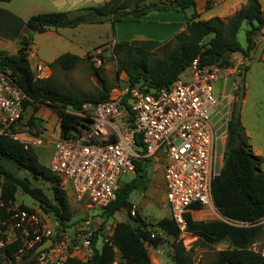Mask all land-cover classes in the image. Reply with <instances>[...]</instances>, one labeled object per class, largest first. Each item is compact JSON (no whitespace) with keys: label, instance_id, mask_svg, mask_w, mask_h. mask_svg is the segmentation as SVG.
Instances as JSON below:
<instances>
[{"label":"trees","instance_id":"1","mask_svg":"<svg viewBox=\"0 0 264 264\" xmlns=\"http://www.w3.org/2000/svg\"><path fill=\"white\" fill-rule=\"evenodd\" d=\"M11 1L0 0V3ZM146 1L112 0L101 7L81 9L84 12L82 14L40 13L27 20L0 7V37L6 40L22 38L15 56L9 57L0 51V70H10L16 84L28 97L24 102V111L28 107L36 111L44 104L53 106L60 120V137L74 138L78 130L74 113L81 111L84 103L97 104L109 100L113 86L102 84L96 94L85 95L64 87L52 76L37 78L29 58L31 35L103 23L98 17L106 14L113 15L111 24L114 25L128 17L140 22L151 12H185L196 8V0H156L149 4ZM131 3L134 4L133 9H130ZM197 18L195 11L191 17H187L185 30L165 42L147 40L115 43L113 54L117 73L124 72L127 84L132 87H147L149 91L167 88L185 73L195 58H199L203 65L232 66L233 54L241 53L247 57L256 45L257 34L260 35L264 30V11L257 0H249L226 20L216 17L203 21ZM243 23L250 26L246 33L247 48H243L238 41V32ZM24 30L28 31V36L23 34ZM83 62L84 58L65 53L48 66L52 70L58 68L69 72ZM32 124L33 121H30ZM18 126L16 129L13 127L11 133L0 135V198L9 204L16 199L18 192H22L38 202L41 209L51 214L64 230L71 229L74 211L67 190L62 187V179L39 160L32 145L13 137L12 134L21 132ZM137 140L140 145V137ZM263 161L262 157L254 154L241 120L236 121L233 113L223 166L212 186L213 199L224 216L249 222L252 226L238 228L221 221L195 220L192 213H187L185 219L192 235L209 245H227L226 249L217 252L212 264H264V257L252 250V246L264 238ZM151 162L154 161L148 158L137 160L133 180L120 186L117 199L99 212L100 216L106 218H111L117 211L128 213L129 220L118 222L115 226L113 246L102 244L98 247L97 241L103 233L100 228L96 232L90 259L86 262L73 261L72 264H113L116 258L114 247L119 251L121 264H153L148 247L150 244L153 247L161 244L159 237L152 233L158 231L174 238V264H191L186 260L188 253L182 244L177 243L180 231L170 216L159 221L152 229L139 214L137 221L131 215L133 204L129 196L137 187L146 163ZM9 163L23 175L17 174L8 166ZM37 182L50 183L51 195ZM194 208L198 210L201 207Z\"/></svg>","mask_w":264,"mask_h":264},{"label":"built area","instance_id":"2","mask_svg":"<svg viewBox=\"0 0 264 264\" xmlns=\"http://www.w3.org/2000/svg\"><path fill=\"white\" fill-rule=\"evenodd\" d=\"M102 50L96 48L90 54L96 67L103 65ZM241 64L233 62L224 68L203 65L195 58L185 71L189 78L181 76L167 88L149 91L125 80L123 86L111 91L109 100L84 103L81 111L74 113L75 137L55 141L49 168L62 179L64 189L68 185L76 204L90 208V217L64 230L49 214L28 210L15 200L6 204L0 198V264L88 261L103 220L99 214L93 216L92 210L100 212L117 199L122 177L135 175L136 161L143 158L165 161V202L181 236L195 237L188 231L185 215L202 210L209 211L213 221L238 228L252 226L224 216L212 191L223 166L233 116L231 89L236 83L231 76L240 72ZM34 72L43 79L51 75V68L38 63ZM27 99L12 72L0 70V135L17 128ZM12 135L20 141L24 136L21 132ZM33 142L41 144L42 140ZM136 210L133 206V217ZM115 226L108 224L102 244L113 246ZM48 240L51 244L40 249ZM114 250L113 264H121L119 251ZM252 250L264 257V242L261 246L257 241Z\"/></svg>","mask_w":264,"mask_h":264},{"label":"rangeland","instance_id":"3","mask_svg":"<svg viewBox=\"0 0 264 264\" xmlns=\"http://www.w3.org/2000/svg\"><path fill=\"white\" fill-rule=\"evenodd\" d=\"M47 0H12L8 3H0V7L8 10L14 14H20L22 19L27 20L29 17L38 12H43L37 9L38 6L45 8L44 2ZM156 0H147L146 4H149ZM134 4L131 3L130 9H133ZM79 11V14L84 12ZM78 14V13H77ZM105 25L103 30L91 33H78L74 39L83 48L82 53L84 56V62L81 63L75 70L66 72L58 68L51 69V75L56 81L62 84L64 87L76 91L77 93L85 95H94L98 89L104 86L111 85L113 89L123 86L125 84L126 76L123 72L117 73V63L113 54V47L111 40L114 37L113 29L111 28V21L103 22ZM250 26L247 23H243L238 32V41L243 48H247L246 33ZM63 36H67L70 30L61 32ZM23 34L28 36V31L24 30ZM260 35L257 34L256 42L259 40ZM21 39L6 40L0 37V51L5 55L11 57L18 53L21 46ZM31 39L35 44L37 51L33 53L30 47V62L32 68L35 71V66L41 62V60L49 61L53 60L59 54L69 52L67 47L56 43V40L48 35L32 34ZM96 48H102L103 50V65L96 67L90 59V54ZM239 63L238 59L234 60V64ZM51 64V63H50ZM240 72L231 76L233 78L236 87L232 90V112L235 111V105L240 97V83L241 74L246 66L245 61H242ZM183 79L189 78V73L182 75ZM245 94L241 109V124L244 127L247 136L249 137V144L253 150H261L264 154V63L257 59V56L252 58L247 74L244 79ZM229 87V86H228ZM112 89V90H113ZM218 86H215V95L217 93ZM30 121H33L32 126ZM19 131L24 134L22 141L32 145L39 157V160L49 167L52 154L54 152V143L60 137V120L55 112V108L49 104H44L34 111L32 107H28L24 111L23 119L18 126ZM34 139H41L42 143L37 144L33 142ZM226 146V143L225 145ZM223 146V147H224ZM223 147H220L221 154ZM225 151V149H224ZM17 174L23 175L12 164H8ZM164 167L165 161L160 160L158 162L146 163L145 170L142 176L138 178L137 187L132 191L129 196V201L133 206L137 207L136 216L137 221L138 214L145 222L152 228L157 225L159 221L170 216V209L165 202V183H164ZM264 170V161L261 165ZM134 175H124L121 180L120 186L123 187L125 183L132 181ZM51 195V184L48 182L38 183ZM67 190L71 207L74 211L73 222L71 229L81 224L82 221L90 217V208L86 206H79L72 198V192L68 185L65 186ZM15 201L19 204L26 205L30 208L43 211L40 204L31 197L18 192ZM44 212V211H43ZM47 214V213H46ZM93 216L99 214L98 210H92ZM53 217L51 214H49ZM192 217L195 220L211 221L213 218L210 216L209 211H195L192 212ZM54 218V217H53ZM102 223L97 231L102 228L103 233L97 241L98 247L104 242V238L107 233L108 224H117L118 222L129 220L128 213L126 211H117L111 218L102 216ZM100 221V220H99ZM54 222V221H53ZM153 229V228H152ZM160 239V245L153 247L149 245L148 250L153 264H174V238L166 236L162 231L152 232ZM261 246L264 242V238L259 240ZM177 243L182 244L185 251L188 253L186 260L188 263L193 264H212L216 259L218 251L226 249L227 245L222 244L213 246L200 240L198 237H189L179 235ZM260 248V247H258Z\"/></svg>","mask_w":264,"mask_h":264},{"label":"crops","instance_id":"4","mask_svg":"<svg viewBox=\"0 0 264 264\" xmlns=\"http://www.w3.org/2000/svg\"><path fill=\"white\" fill-rule=\"evenodd\" d=\"M112 0H47L44 2L46 5L38 6L37 9L43 12L38 13H51V12H68L75 15L81 9L89 7H101L104 4ZM249 0H196V8L188 9L184 11H172L167 13L151 12L140 22H137L135 18H125L123 21L118 22L114 25L111 23V28L114 32V37L111 40V45L114 46L115 43L119 42H130V41H159L165 42L173 38L176 34L182 32L186 28L187 17H191L193 12L196 11L198 14L197 20H209L212 18H220L226 20L231 18L239 9L247 4ZM261 6V10L264 11V0H257ZM20 15V14H16ZM21 16V15H20ZM104 23L86 24L79 26L77 28H66L60 30H49L43 35H48L56 40L57 45L60 44L63 47H67L69 52L80 57L84 56L83 48L78 42L75 41V37L81 31L86 35V33L97 32L103 30ZM70 30L67 36H63L61 32ZM31 49L33 53H36L37 48L31 39ZM37 54V53H36ZM56 56L53 60H41L40 63L49 65L54 62L59 56ZM257 56V59L264 63V30L260 34L259 40L256 42L255 47L250 51L249 55L245 57L241 53H235L232 56V61L238 59L239 61H245L247 68L250 66L252 58ZM30 58V56H29ZM32 66V64H31ZM248 71V70H247ZM245 73V76L247 74ZM124 73V72H123ZM125 74V73H124ZM126 76V74H125ZM230 90V88H229ZM243 102H246L243 100ZM243 105V104H242ZM246 132V131H245ZM247 134V133H246ZM249 138V137H248ZM254 149V148H252ZM254 154L260 156L264 160L263 152L259 150H253ZM264 172V170L261 168Z\"/></svg>","mask_w":264,"mask_h":264},{"label":"water","instance_id":"5","mask_svg":"<svg viewBox=\"0 0 264 264\" xmlns=\"http://www.w3.org/2000/svg\"><path fill=\"white\" fill-rule=\"evenodd\" d=\"M98 19L101 22L112 21L113 20V15L112 14L100 15L98 17ZM245 73H246V71L243 70V72L241 74L240 97L237 100L236 105H235L234 117H235L236 121H239L240 117H241V109H242V104H243V97H244V94H245V83H244ZM50 244H51V241L48 240V241H46V243H44L40 247V249H44L45 247H47Z\"/></svg>","mask_w":264,"mask_h":264}]
</instances>
